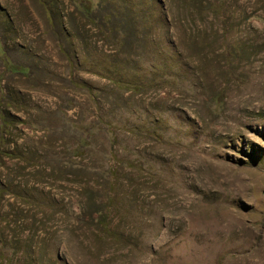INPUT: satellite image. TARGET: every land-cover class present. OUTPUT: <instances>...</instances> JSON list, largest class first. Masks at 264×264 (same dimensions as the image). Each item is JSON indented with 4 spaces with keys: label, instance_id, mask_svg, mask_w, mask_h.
Here are the masks:
<instances>
[{
    "label": "rangeland",
    "instance_id": "374dc122",
    "mask_svg": "<svg viewBox=\"0 0 264 264\" xmlns=\"http://www.w3.org/2000/svg\"><path fill=\"white\" fill-rule=\"evenodd\" d=\"M94 1L0 0V264H264V0Z\"/></svg>",
    "mask_w": 264,
    "mask_h": 264
},
{
    "label": "trees",
    "instance_id": "16d2710c",
    "mask_svg": "<svg viewBox=\"0 0 264 264\" xmlns=\"http://www.w3.org/2000/svg\"><path fill=\"white\" fill-rule=\"evenodd\" d=\"M76 5L85 17H88L90 20H93V18L95 17V10L96 8H98V5H96V2L94 0H77ZM116 20L118 19L115 13L110 12L102 18L100 25L105 26L106 28L110 29V31H114L117 33L122 27L121 24H123L124 22ZM8 63L13 72L25 75L27 71L26 68L16 66L12 64L10 60H8Z\"/></svg>",
    "mask_w": 264,
    "mask_h": 264
}]
</instances>
